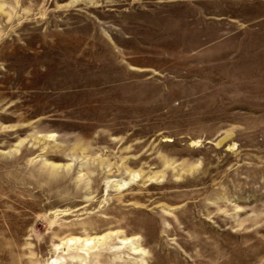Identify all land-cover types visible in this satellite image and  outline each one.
I'll list each match as a JSON object with an SVG mask.
<instances>
[{"label":"rangeland","instance_id":"1","mask_svg":"<svg viewBox=\"0 0 264 264\" xmlns=\"http://www.w3.org/2000/svg\"><path fill=\"white\" fill-rule=\"evenodd\" d=\"M84 262L264 264V0H0V264Z\"/></svg>","mask_w":264,"mask_h":264},{"label":"bare ground","instance_id":"2","mask_svg":"<svg viewBox=\"0 0 264 264\" xmlns=\"http://www.w3.org/2000/svg\"><path fill=\"white\" fill-rule=\"evenodd\" d=\"M222 141H224V139L222 140ZM96 239V238H95ZM101 239V238H100ZM83 241H86V243H85V245H87V246H90V245H92L93 244V240L92 239H86V240H83V239H81V238H70V239H68V240H66L65 241V243L66 244H68L69 246L70 245H75V244H79V243H81V242H83ZM128 243V242H127ZM82 259H84V258H82ZM78 262V261H77ZM82 264H87V263H82Z\"/></svg>","mask_w":264,"mask_h":264}]
</instances>
